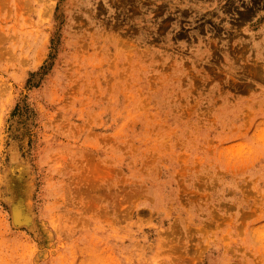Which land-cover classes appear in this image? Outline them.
Segmentation results:
<instances>
[{
    "label": "rangeland",
    "instance_id": "rangeland-1",
    "mask_svg": "<svg viewBox=\"0 0 264 264\" xmlns=\"http://www.w3.org/2000/svg\"><path fill=\"white\" fill-rule=\"evenodd\" d=\"M0 264H264V0H0Z\"/></svg>",
    "mask_w": 264,
    "mask_h": 264
},
{
    "label": "bare ground",
    "instance_id": "bare-ground-1",
    "mask_svg": "<svg viewBox=\"0 0 264 264\" xmlns=\"http://www.w3.org/2000/svg\"><path fill=\"white\" fill-rule=\"evenodd\" d=\"M52 11V6H49L48 8H47V10L45 11H43V15L45 14V13H47V12H51ZM41 16H42V14H41ZM21 216V215H20Z\"/></svg>",
    "mask_w": 264,
    "mask_h": 264
}]
</instances>
